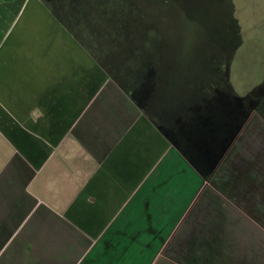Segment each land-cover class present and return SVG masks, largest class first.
Here are the masks:
<instances>
[{
    "label": "crops",
    "instance_id": "0c3cea01",
    "mask_svg": "<svg viewBox=\"0 0 264 264\" xmlns=\"http://www.w3.org/2000/svg\"><path fill=\"white\" fill-rule=\"evenodd\" d=\"M126 6L0 0V264H264V145L117 53Z\"/></svg>",
    "mask_w": 264,
    "mask_h": 264
},
{
    "label": "rangeland",
    "instance_id": "374dc122",
    "mask_svg": "<svg viewBox=\"0 0 264 264\" xmlns=\"http://www.w3.org/2000/svg\"><path fill=\"white\" fill-rule=\"evenodd\" d=\"M126 7L127 29L117 14L115 35H127L129 46L117 53L159 57L166 89L175 87L181 105L196 91L199 100L215 75L210 96L225 98L231 136L245 126L248 143L264 145V0H127Z\"/></svg>",
    "mask_w": 264,
    "mask_h": 264
},
{
    "label": "trees",
    "instance_id": "16d2710c",
    "mask_svg": "<svg viewBox=\"0 0 264 264\" xmlns=\"http://www.w3.org/2000/svg\"><path fill=\"white\" fill-rule=\"evenodd\" d=\"M211 77H215V75L207 76V82H208V85L206 84L205 86L208 87V88L210 87L211 90H212V85H209V83H210V82H209V79H210ZM211 92H212V91H211ZM226 98H227V96H226ZM229 112H230V111H229ZM230 113H231V112H230ZM232 113H234V112H232Z\"/></svg>",
    "mask_w": 264,
    "mask_h": 264
}]
</instances>
